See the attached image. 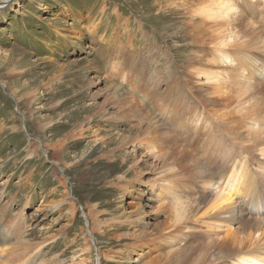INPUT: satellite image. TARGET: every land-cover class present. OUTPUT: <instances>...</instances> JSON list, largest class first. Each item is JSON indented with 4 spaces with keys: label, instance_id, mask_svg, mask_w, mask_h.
I'll list each match as a JSON object with an SVG mask.
<instances>
[{
    "label": "rangeland",
    "instance_id": "obj_1",
    "mask_svg": "<svg viewBox=\"0 0 264 264\" xmlns=\"http://www.w3.org/2000/svg\"><path fill=\"white\" fill-rule=\"evenodd\" d=\"M241 1H231L232 6L242 8L240 16L235 18L238 21L234 20L237 23L229 22L241 39L239 49L234 51L238 54L239 50L257 47L259 51L263 50L261 55H264V0H252L254 6L248 9L241 7ZM208 2L11 0V5L0 12V264H20L27 259V264H158L160 256H168L172 251L175 253L176 243L172 247L164 243V238L176 230V227L170 228L175 218L172 203V211L164 212V201L158 199L157 188L151 191L149 186L135 182V171L127 179L134 180L131 193L110 187L109 181L125 172L111 177L107 164L100 160L103 155L101 149L106 148V144L101 146L94 132L100 129L105 141L113 140L108 150L104 149L108 152L119 146L125 136L139 134L138 137L144 139L151 130H157L156 127L166 126L161 127L165 122L159 113L164 103L174 109L172 112L177 116L192 120L199 116L201 112L196 108L195 101H183L186 95L177 92V87L185 85V81L190 79V63L197 55L196 32L205 35L206 44L209 45L212 40L210 42L215 46V33L225 26L224 22L220 25L211 20L204 21L205 16H196V21L194 17H189L190 10ZM191 20L192 24H189ZM254 31L260 38L253 36ZM211 43L210 48L207 47L209 51L214 49ZM113 57L119 58L118 67L109 64ZM228 57L231 60L236 58L233 53H229ZM220 62L214 69L217 73H226L238 63H230V60ZM118 68L125 72L126 77L118 74ZM245 75L248 76V73L245 72ZM251 76L241 94H255L251 87L255 83L258 89L261 88L259 90L264 91V79L256 74ZM115 91L116 96L113 95ZM168 91L170 93L167 94ZM32 93L33 101L26 107L25 102L32 98ZM190 94L191 91H188L189 98ZM248 96L243 102L247 103ZM223 99L220 101L223 104L216 107L219 110L217 116L227 112L225 106L232 110L237 104L234 99ZM106 101V106L110 108L126 101L129 107L138 110L121 127L112 122L101 124L97 108ZM118 108L116 106V111L120 110ZM89 116L93 117L87 122ZM239 117L226 116L225 122L231 123L226 126L227 136L231 139L229 145H237L234 149L238 148V151L244 148L248 156L255 158L252 169L257 168V159L264 161V156L258 157L260 153L257 150V146L264 149V129L253 137L255 132L253 134L252 129L257 125L240 123ZM40 123H49L51 127L41 130ZM84 123L87 129L83 139L79 137L80 141H74L76 137L72 138L60 152L48 147L74 130L78 131L80 124ZM190 123L191 128L197 125ZM148 126L154 129L148 130ZM14 127H17L16 131ZM164 129L167 133L170 131L167 135L171 136L158 142L159 149L163 146L158 153L163 157L162 161L161 157L151 155L144 147L139 151L132 145L126 147L127 168L134 167L136 160L144 161L136 168L143 176V182L154 181L161 176L160 162L163 164L164 160L172 166L177 165L175 168H180L182 163V167L188 165L184 152H191L188 143L193 137L187 133L181 137L175 135L178 139L174 140L175 128L167 125ZM30 141L35 142L34 147H39V156L27 159ZM228 151L229 148L227 153H230ZM164 152L169 154L165 157ZM52 153H62L64 164L55 163ZM170 154L174 158H169ZM134 155L137 159L133 158ZM117 156L122 158L120 154ZM194 178L195 174L190 179ZM227 182L225 178H219L218 185L204 187L205 191L198 195L197 209L194 212L193 208L189 209L188 213H193L196 222L191 218L188 224L198 231H194L196 237L205 232L210 239L220 241L227 237L232 240L242 232L236 222L217 224L222 211H210L212 205L222 200L224 193L221 188ZM259 188L260 199L255 197L253 203L264 212V186ZM170 193L167 197L171 199ZM233 199V202L239 200L238 197ZM94 210H97V217L104 225L100 232L93 231ZM213 213H217L216 217H212ZM126 219L138 221L137 224H128ZM110 221L114 223L107 225ZM120 224L127 225L129 229H120ZM228 226L236 233L230 234ZM177 231L180 235L177 236L180 238L178 243L192 244L194 240L188 236L189 231ZM142 233L147 237L135 248L138 235ZM215 233L220 235H217L219 238ZM118 236L128 238L118 241ZM159 237L162 239L159 240ZM154 239L157 242L150 246V240L153 242ZM259 252L264 257V245Z\"/></svg>",
    "mask_w": 264,
    "mask_h": 264
},
{
    "label": "bare ground",
    "instance_id": "obj_2",
    "mask_svg": "<svg viewBox=\"0 0 264 264\" xmlns=\"http://www.w3.org/2000/svg\"><path fill=\"white\" fill-rule=\"evenodd\" d=\"M10 1L11 0H3L0 3V12H2L5 8H7V5L8 6L11 5V4L9 5ZM218 2H219V0H209L208 3L214 4V3H218ZM233 2H235V1H233ZM241 3L243 4V5H241V7H243V9H248V8H251L252 6H254V5H252V3H253L252 0H250V1L249 0L248 1L242 0ZM233 7H235L237 9V11L233 14V17L231 18L232 20H230V21H232V23H237V22H235L237 20V19L235 20V18L240 16L239 12L241 11L240 9H242V8L239 9V7L238 6L236 7L235 5ZM103 8H104V6H103ZM191 8H193V7H191ZM103 12H105L104 9H103ZM188 15L190 18L194 17L195 21L198 18V17L193 15V11H191V10H190V13ZM251 16H252V13H251ZM208 20H211V19H208L207 16H205L204 21L208 22ZM211 21H213L214 24L216 22H218V24L220 23V25H222V23H223L219 20H211ZM189 24H192V20L189 21ZM203 24H205V23H203ZM196 25H194V27ZM206 26H207V24H206ZM189 27H190V25H189ZM194 31H195V29H194ZM232 31L235 32L234 28ZM257 33L258 32H255L253 35L256 38L258 36ZM259 33L261 34V32H259ZM195 36H196L195 38H198L197 45H196V48H197L196 54L197 55L194 59L191 60V63H190V68H191L190 79L187 82L185 81V85H182V84L178 85L177 92L181 91V93L186 95L187 98L183 96V98H182L183 101H185L187 103H189L190 100L195 101V103L197 104L196 108H198L201 113L199 114V116H197V118L192 120L190 118L188 119L185 117H180V116L175 115L172 112L174 109L168 108V105H166L165 103L163 105L161 102L162 106L159 108V113H160L161 117L164 118V122H165L161 125V127L163 125H166V124L171 126L172 128L174 127L175 129H173V132L174 131L175 132L174 133L172 132V133L174 134V136L176 135L177 137L178 136L181 137V135L184 136V134L187 135V133H188V136L193 137V138H191L192 140L189 141L190 143H188V146L191 148V152L190 153L184 152L185 158H187V162L189 160L188 165L185 164L182 167V164H183L182 163V164H180L182 168L181 167L175 168V166H177V165L172 166L168 163V161L164 160L163 164L160 162L162 169L160 168L161 171L159 173L161 176H159L154 181L148 180L145 182L141 181L143 179V176L141 175V173L140 172L138 173V171H136V168L139 167L140 162H144L143 160H141V159H139L138 161L136 160L133 163L134 167L131 166L130 169L127 168L126 165H128V162L126 161L127 155L125 156V150L127 149L126 147L129 145L136 147V151L142 150V147H144L145 150L148 151V153H150L151 155L156 156V157H161L158 153L160 152L161 149H163L162 148L163 146L161 147V149H159L158 142L160 140H164V139L166 140L171 136V135H167L170 131L168 133H167V131L166 132L164 131L165 130L164 127H166L167 125L164 126L163 128H160V129H158L156 127L157 130H151L149 136L148 137L146 136V138H144V139H140V136L138 137L139 134L134 136V137H126L125 136L122 139V141L118 144L119 146H116L114 149H112L111 151H108V152H107L108 147L113 143V140L112 141L111 140L105 141L101 137L100 132H102V131H100V129H99V132H97V131L94 132L95 133L94 136L99 137V141H100L99 144L101 146H102V144H104V145L106 144V148L103 147L101 149V152L103 153V155H101L100 160L107 164L106 169H108L110 171L109 174L111 175L112 178L120 172H125L123 175H119L118 177H116L113 181L110 180L109 181L110 187H116L122 192L131 193L130 188L133 187L132 182L134 180L133 179L127 180V179H128V177H131L132 173H134V171H135V174L137 175L135 178V182L137 181L138 183H141L142 185L149 186L151 191H154L155 188H157V190H155V191H159L158 195H157L158 199H160V201H164V203L162 202L164 212H166L167 210L170 211L171 210L170 208L173 205L172 207L174 208L175 218L173 219L174 225L171 226L170 228L172 230L173 227H176V230H175V233L173 232L174 235H172L173 234L172 233L168 236V238L166 237L167 239L164 238L165 239L164 243L167 246L171 245L170 247H172V245L173 244L175 245V243H176V247H177L176 251H178V253L176 251H175V253H172L173 251L170 250V251H172L171 254L169 252L170 255L160 256V260H157L156 263H158V264H264V257L259 252L260 247H262L264 245L263 244V240H264V212H261L260 211L261 209H257L253 203V202H255V201H253V199L255 197L257 199H260L259 194H258L260 192L259 186L260 185L264 186V161L263 160L261 161V159H259L260 160L259 161L257 159V164H256L257 168L252 169L253 164H254L253 159H255V158L253 156H248L247 152L243 150L244 148H240V151H238V150H236L238 148L234 149V146H237V145L230 147L229 144L231 143V141H230L231 139H229V137L227 136L228 129L226 128V126H229L231 123L225 122L226 116L232 117V115H239V116H241L238 118L239 119L238 121H240V123L246 124L249 122V123H254V125H257L256 128L252 129L253 134L255 132L253 137H257L259 135V133L261 131H263V129H264V91L259 90L261 88L259 87V89H258L257 88L258 86L255 83L251 86V87H253L255 94L250 93V95L248 96L245 94H241V92H240L245 88L244 84H247L246 82H249L252 79L253 76H251V74L252 75L256 74L262 80L264 79V55H261V51H263V50L259 51L257 47H255V49L247 48L246 50H239L238 54H237L234 51V49L235 50L239 49V43H241V41H239V40H241V39H238L237 42L234 45H232L230 48L221 49V48H218L216 46V44L214 46L210 42V41H212L210 39H209L210 40L209 45L206 44L207 38L205 37L204 34H200V33L196 32ZM237 36L239 37V35H237ZM204 38H206V39H204ZM258 38H260V37H258ZM251 40H250V42H252ZM245 42L247 43V40ZM210 43L214 47V49H210V50H213V51L208 50V48H210L209 47ZM232 47H233V50L230 51L232 49ZM228 51H230V52H228ZM229 53L235 54V57H236L235 60L229 59V57H228ZM118 60H119V58L113 57L110 60L109 64L110 65L113 64L114 67H118V64H119ZM220 60H224L225 63H227L229 60H230V63H233V62H235V63L238 62V63H237V65L235 64L236 67H233L231 64L230 66H232V68L230 69V71H228L226 73H223V72L217 73V71H215L214 69L217 67ZM121 61H127V59H124ZM245 72L248 73V76L245 75ZM120 73H122V74H120ZM157 73H159V72H157ZM118 74L126 77V74L124 71H122V69L118 68ZM158 76H160V75H158ZM158 76L156 78H158ZM184 78H185V76H184ZM144 87H145V85H144ZM262 89H263V87H262ZM188 91H191V94H190V95H192L191 98H189L187 95ZM168 93H170V91H168L167 94ZM113 95L116 96V91L113 93ZM33 96H34V94L32 93V98H30L28 100V102H25L26 107H28L29 104L31 105V102L33 101ZM247 96H248V100L246 102L247 103L249 102V104L243 102L244 98ZM224 97L228 100L234 99L233 101L237 102V104H235L233 106L234 108L232 107L233 108L232 110H228V108H230V107L225 106V109H227L226 110L227 112L222 111L223 113L220 112L221 114L217 116V113L219 110L216 109V107L218 105L223 104V102L220 103V101ZM132 99H134V98H132ZM186 99H188L189 102ZM107 101L105 102V104H103L104 106L102 105L99 108H97V115H98V119H100L101 124L112 122V123H115L117 126L121 127L124 123H126V121H129L130 115L132 118V113L134 114V112L136 113V111L138 110V109L136 110V108L129 107L127 105L128 102H126V101L120 105L118 103L115 104V106L111 104L112 106L110 108V107L106 106ZM23 102H24V100H23ZM110 103H112V102H110ZM246 105H248V106H246ZM116 106H119L118 109H120V110L116 111ZM134 106H136V105H134ZM138 106L139 105H137V107ZM92 117L93 116L87 117L86 121L90 122ZM238 121H235V122H238ZM190 122H192V123L195 122L197 125L195 127L191 128ZM39 125H40L41 130H45V129L51 127L49 123H44V124L40 123ZM232 127H234V125ZM13 129L16 131L17 127H14ZM86 129L87 128H85V123L83 125L80 124L78 131L74 130L71 133L73 135L67 134V135H65L64 139H59V140H57V142H55L53 144V146L48 145V147H50V149H55L56 152L57 151L60 152V150L63 149L64 147H66L67 142L69 140H72V138L74 140L76 137V139L74 141H80V139H77L79 137L83 139V137L85 136ZM150 129H154V128H151V126H150L148 130H150ZM177 137L176 138L171 137V138H173L175 140V139H178ZM250 137H252V136H250ZM185 141L183 140L182 142H185ZM186 143H184V144H186ZM34 144H35L34 141H30L29 146H27L28 147L27 152H26L27 159H31L32 157H38L39 156L38 155L39 147H37V146L34 147ZM178 144H180V143H178ZM180 146H182V145H180ZM227 148H229L228 152H230V153H227ZM104 149H107V150L105 151ZM257 150L260 153V154H258V157H261V156L263 157L264 156V149H262L260 146H257ZM167 153L168 152H164L165 157H166ZM117 154L122 155V158L120 156H117ZM157 154H158V156H157ZM171 154H170L169 158L173 157V156L171 157ZM245 154H247V155H245ZM181 156H183V155H181ZM133 158L137 159V157L135 155ZM162 158L163 157H161L160 161H162ZM52 159L55 161V163L56 162L57 163H63L62 153H60V154L59 153H52ZM119 159H121V161L118 162ZM246 159H247V161H251V162L248 163L246 161ZM180 162H181V160H180ZM178 164H179V162H178ZM66 166H67V163H66ZM191 166H192V168H190ZM231 166H232V168H230ZM249 166L251 168H249ZM207 167H208V169H207ZM153 168H155V167H153ZM198 169H199V171H197ZM261 171H263V172L260 173ZM157 172H158V169H157ZM196 172L197 173L199 172V174L197 175ZM193 174H195V178L190 179ZM219 178H221V179L225 178V180L226 181L228 180V182L221 188V190L224 193V195H222V200L220 201L219 204L215 203L214 205H212L210 211L211 212L218 211V210L222 211V214H219V221L217 222V224H226V223L236 222L237 224H239L241 226L242 232L240 233V235L236 239H232V240L228 239L227 237H223L220 241L214 240L212 238L210 239L208 234H204L205 232L204 233L202 232V234L198 235L199 237H196L194 235V231L195 232H198V231H196V228L194 229L193 226L190 227L188 224V223H191V222H189V220H191V218H193L192 219L193 222H196L194 220L195 216L192 215L193 213L190 215L188 212L192 208H193L192 212H194L197 209L195 206L199 205L198 195H200L202 193V191H205L204 187H206V186L212 187V186H214V184L218 185L219 184L218 183ZM227 185H232V186H227ZM233 185L236 187H233ZM170 192H172V195H171L172 198L171 199L167 197L168 194H171ZM241 196H242V198H241ZM233 197H235V198L238 197L239 200L237 202H233L234 201ZM170 203H172V205ZM224 203H226V204H224ZM71 204L72 203H70V206H71ZM72 207H73V204H72ZM97 210L96 211L94 210V212H93L94 219H92V221H93L92 227H93V231L100 232L103 223H101L99 221V217H97L99 214V213H97ZM188 215H190V216L188 217ZM216 215H217V213H213L212 217H216ZM96 217L98 218V220H96ZM184 217H185V219L183 220ZM91 218H92V215H91ZM139 220H140V218H139ZM125 221L128 224H137L138 219L137 220L126 219ZM110 223H114V222L110 221L107 223V225ZM142 223H144V222H142ZM121 224L118 225V227L120 229H129V228H126L127 225H121ZM128 226H131V225H128ZM132 228H134V227H132ZM130 229H131V227H130ZM177 229L180 231L182 229L189 231L188 236H191L193 238V240H194L193 242L195 244H193V242H192L191 245H188V244L181 245L180 241H179L180 243H178L177 239H180V238L177 236H180V235H178L179 231H177ZM227 230L230 232V234L236 233L234 230H232V228L230 226L227 227ZM151 233H152V231H151ZM151 233H149V234H151ZM217 235L218 234H216V236ZM218 236H220V235H218ZM118 237H116V238H118V241H120L123 238H126L127 236H124V237L118 236ZM146 237H147L146 234H143V233L139 234L138 239H137L138 242H136L135 248H138L140 246L141 242L145 241ZM191 237H189V238H191ZM158 239L160 240V239H162V237H159ZM150 241H151L150 246H153L157 242V239H154L153 242H152V240H150ZM5 243H6V241H5ZM147 244H149V243H147ZM86 252H88V251L86 250ZM22 253L25 254L24 252H22ZM191 253H192V255H191ZM14 254H15V252H14ZM10 255H13V253L10 252ZM105 256H106V254H105ZM11 258H13V257H11ZM108 258H110V256H108ZM18 259H20V258H18ZM27 260L21 261L20 264H27L28 263ZM14 261H12V262H14Z\"/></svg>",
    "mask_w": 264,
    "mask_h": 264
},
{
    "label": "clouds",
    "instance_id": "obj_3",
    "mask_svg": "<svg viewBox=\"0 0 264 264\" xmlns=\"http://www.w3.org/2000/svg\"><path fill=\"white\" fill-rule=\"evenodd\" d=\"M237 11L232 6L231 0H219L218 3H203L193 9L194 16H207L211 20H219L224 22V27L215 33V44L218 48L227 49L234 45L239 37L232 31L230 20Z\"/></svg>",
    "mask_w": 264,
    "mask_h": 264
},
{
    "label": "water",
    "instance_id": "obj_4",
    "mask_svg": "<svg viewBox=\"0 0 264 264\" xmlns=\"http://www.w3.org/2000/svg\"><path fill=\"white\" fill-rule=\"evenodd\" d=\"M12 1H14V0H12Z\"/></svg>",
    "mask_w": 264,
    "mask_h": 264
}]
</instances>
